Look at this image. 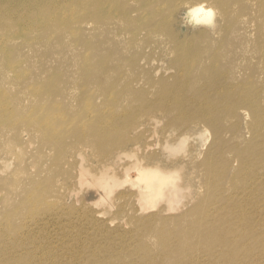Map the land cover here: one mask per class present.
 <instances>
[{"label": "rangeland", "instance_id": "374dc122", "mask_svg": "<svg viewBox=\"0 0 264 264\" xmlns=\"http://www.w3.org/2000/svg\"><path fill=\"white\" fill-rule=\"evenodd\" d=\"M123 2L132 9L130 14L137 10L135 1ZM1 6L7 7L5 0ZM185 7L172 18L181 36L206 27L193 21ZM108 14H94L88 2L81 14L73 15L72 27L53 29L51 21L49 28H36L24 37L28 30L22 35L14 26V39L0 38V219L31 203L40 205L38 216L51 210L57 223L38 232L46 240L38 249L51 252L58 244L46 264H121L133 257L135 264H228L229 259L212 262V251L205 252L204 261L192 259L201 251L192 249L196 244L190 237L196 230L186 224L190 219L185 224L174 220L183 212L199 216L201 210L211 216L207 223L223 224L221 232L248 226L260 230L258 238L248 241L253 247L249 255H264L255 246L264 237V211L254 213L264 200L244 204L234 199L243 176L264 175V120L256 122L252 113V106L264 108V65L250 39L251 24L239 27L250 41L245 46L233 42L235 52L218 66L195 61L187 77H179L165 38L157 44L145 42L146 32L138 29L141 18H135L142 11L131 14L125 25ZM26 20L30 27L38 25ZM213 26L199 40L206 52L218 43ZM133 31L140 36L136 40H131ZM8 32L0 25V37ZM244 48L250 55L242 56ZM234 86L255 90L258 102L245 103L241 98L246 93H225ZM177 96L180 105L174 102ZM181 136L184 144L177 146ZM164 141L175 143V148L165 152ZM164 162L170 164L161 170L171 176L169 183L150 195L135 166L149 170ZM84 170L107 182L106 191L87 192L80 181ZM262 183L255 194L263 196ZM173 184L175 198L169 196ZM204 198L214 199L219 208H204ZM18 223V218L10 221L8 232L17 233L8 243L24 254L33 244L25 229L16 231ZM6 241L0 236L2 255L8 254ZM183 241L189 247H180ZM218 251L229 256L224 247ZM230 252L235 256V248ZM237 255L247 261L246 251ZM13 258L9 254V264Z\"/></svg>", "mask_w": 264, "mask_h": 264}, {"label": "bare ground", "instance_id": "6f19581e", "mask_svg": "<svg viewBox=\"0 0 264 264\" xmlns=\"http://www.w3.org/2000/svg\"><path fill=\"white\" fill-rule=\"evenodd\" d=\"M132 1H135L138 4V7L137 10L133 9L134 13L131 14H139L140 11H142L143 14L136 16L135 18H141L138 23L141 24V26L138 29L141 33L146 32V38L144 37V39H146L145 42L150 41V43L153 42L157 44L159 39L165 38L168 45L170 46L171 54H173L171 59H173L177 64V71L180 72L178 73L179 77H187L189 74L188 72H191L194 69L196 64L195 61H211L214 62V65L218 66L221 59H225L231 53L233 54L235 52L232 49L233 42L245 46L250 40H247L241 34L239 27H246V25H242L246 23L251 24L250 27L253 30V36L250 39L253 40L254 44L256 45L257 59H261V62L264 65V0H150V2L149 0H143L146 3H140L142 0ZM5 2L7 7H0V25H6L9 29L8 33L0 37L1 39L5 40H10L12 38L14 39V35L12 34L14 26L22 30V35L28 30L24 37H27L28 32L35 30L36 28H39V30H45L49 28V23H51V21L54 22L51 27L53 29L62 25L65 27L66 24L67 27H72L73 23H75L73 15L81 14V12H83V5L87 4L88 2L92 3L94 14H106L107 17H109L108 13L114 14L113 16L116 24H128L132 16L130 14L132 9L130 10L127 6H123V0H84L83 2H81V0H5ZM42 3L46 4L42 5ZM182 5L186 6L185 9L188 10L193 21L200 22L206 25V27L200 28L198 33H184L181 36L174 27L172 18L178 11V8ZM145 11L149 12V14H144ZM214 12L216 14V20H213L215 16V14H213ZM28 18L37 22L38 25H32L30 27V23L28 20H26ZM213 24V33L218 34V43L216 47L211 49L209 52H206V46L202 45L199 40L202 33H207L209 31L210 25ZM11 27L12 32H10ZM248 32L249 31L245 32L246 37ZM131 37V40H136L140 36L133 31L131 32ZM203 37H205V35H203ZM248 55H250V52H247L246 48H244L242 51V56L246 57ZM252 57H254L253 53ZM252 57L250 56L248 58ZM84 69H89V67L87 66ZM217 79L218 78L216 77L215 83L217 82ZM236 91L239 93H246L244 97L242 96L241 98L245 103L254 104L259 100L255 95V90H250L247 92L246 89H237L235 86L233 90L228 87L225 89L226 94L234 93ZM161 101L166 102L165 99H161ZM174 102L180 105L179 96H177V99L174 100ZM262 104H264V98ZM180 112H184V110H180ZM205 113L209 114L208 120L211 119L210 113ZM252 113L256 122H262L264 120V117L261 116V114H264V108L257 110L256 107L252 106ZM259 115L261 117H259ZM212 124L215 126V123ZM179 139L180 140H178L176 143L177 146L184 144L185 136H181ZM168 143L169 142L166 141L162 143V146L164 147L163 150L165 152H170L175 148V143ZM126 152V147L122 146V153ZM251 158H253V153L250 155V159ZM78 163L80 164L79 168ZM78 163V166L76 165L77 168L79 170L83 169L81 163ZM246 163L242 161V165ZM168 165L170 164L164 162L161 163V168L154 167L149 170H147V168H143V166H140V164L135 166L136 170H141V173L137 171V174L143 175L141 178L144 183L143 186L146 191L150 192V195H152L153 190L158 193V189L162 187L164 183H169V178H171V176L167 177L165 173L161 171ZM99 177L105 176L101 175ZM242 179V190L235 192L234 199L244 204L256 202L259 199L264 200V194L261 196L253 192L257 185L263 184L262 182H264V175L259 177V175L256 173H248L243 176ZM80 181L86 184L85 186H87V192H89L91 195L99 194L103 192V190L106 191L108 184L101 178L93 179L92 176L87 174V171L85 170L81 172ZM208 187L212 189V183H209ZM157 193L153 194V196H156ZM169 196L171 198H175L177 196L174 184L170 187ZM41 197L42 195H40L37 199H41ZM205 200H207V202L203 204L204 208H209L212 206H214L216 209L219 208L215 205L216 201L214 199ZM169 207L172 208L171 205L168 206V209ZM40 208L41 207L39 204L31 203L27 208L18 210L16 213H6L4 217L0 219V236L3 238L4 236L6 237L7 241L5 250L8 253L5 255H2V253L0 254V264H9L7 261L9 254H13L15 257L13 258V262L11 264H25L29 261L30 264H46L47 262L52 261L51 254L58 251V244L52 246L51 252L45 253L44 251L38 249L42 242H46V240L43 241L40 239L38 232L45 228L44 225H49L53 222L57 223L58 219L56 216H53V212H50L51 210L43 211V213L38 216V213L42 211ZM263 211L264 202H260L255 207L254 213ZM47 212L50 213L46 215ZM186 214V212H183V214L178 215L174 222L178 223L181 221L184 223V221L190 219L186 221V224L192 225V228L196 230L190 237V239L196 244L192 249L201 250L197 253L196 257L192 258L195 262H198V260L204 261L206 259L205 252L212 251L214 253V255H211L213 256L212 262H226L229 259L228 264H264V255H261V253H253L251 256L249 255V253L253 250V247L248 245L249 239L251 237L258 238V236L261 234V231L257 228L252 229L248 226L241 231L235 232L236 227H233L232 230H230V228L228 232L226 230L221 232V227L223 224L217 222L207 223V218L211 216L205 215L203 210H201L199 216H193V212L190 213L191 216H187ZM14 218H18L19 220L16 231L25 229L24 232H27L28 237L31 239L33 244L32 247L26 249L24 254H22V252H20V250L16 248L15 245L8 243V241L13 239L17 233L8 232L9 223ZM261 226L262 220L259 219L257 227L259 228ZM244 233H246L245 236L242 235ZM160 234L162 235V233ZM64 236L65 234L62 235L61 240H63ZM64 242H66V240ZM255 246L264 254V237L257 239ZM62 247L67 249L64 246ZM180 247L187 248L189 245L183 241L181 242ZM222 247L229 251V256L224 251H218ZM231 248H235V256L231 254ZM239 251L247 252V261H243L238 257L237 253ZM137 254L138 253L135 255ZM23 256L26 258H22ZM135 260V257L124 259L121 264H135Z\"/></svg>", "mask_w": 264, "mask_h": 264}]
</instances>
